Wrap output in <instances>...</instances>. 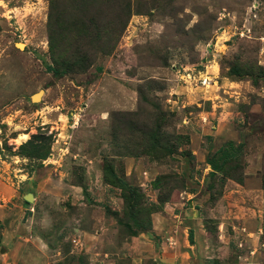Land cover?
<instances>
[{
    "label": "rangeland",
    "instance_id": "rangeland-1",
    "mask_svg": "<svg viewBox=\"0 0 264 264\" xmlns=\"http://www.w3.org/2000/svg\"><path fill=\"white\" fill-rule=\"evenodd\" d=\"M66 1L0 0V264H264V0H134L111 55L57 74L52 8L72 57L124 8Z\"/></svg>",
    "mask_w": 264,
    "mask_h": 264
},
{
    "label": "trees",
    "instance_id": "trees-1",
    "mask_svg": "<svg viewBox=\"0 0 264 264\" xmlns=\"http://www.w3.org/2000/svg\"><path fill=\"white\" fill-rule=\"evenodd\" d=\"M92 0H67L66 2H60L62 4H59L57 2H54V5H71L76 4L79 6H83L90 2ZM97 1H107V0H97ZM109 1V0H108ZM123 9L119 11V18L118 22L112 25L103 26V27H97L98 25H95L93 22L91 23H85L84 20L79 22L76 25V33L75 36L77 38V43L79 45V48L76 49L74 56L72 57L73 53L68 55L66 53L65 49L60 48V38H65V35H67L68 27L59 21L57 18V15H55V12H53V8L50 14L49 19V51L50 56L52 60V70L53 72L57 74H69V73H76V72H83L86 71L88 68L91 67L93 64L92 57H90V52H93V56H98V54L102 53L104 55H111L116 48L117 42L122 37L124 31L126 30V27L128 25L129 19L131 15L135 12V9H132V6H134L135 2L134 0H122ZM66 3V4H64ZM83 8V7H82ZM76 23V22H74ZM72 25V24H71ZM89 45V46H88ZM89 47V48H86ZM72 57V58H71ZM234 76L237 77H243L241 73H237L232 71ZM154 134L151 132L148 134V137L152 139ZM156 136V135H155ZM32 147L33 152V158L34 156L38 159H45L47 157V154H41L39 153V147L34 145L32 141H28L24 145H22L20 148L25 149L27 146ZM157 147V146H156ZM38 154V155H37ZM224 156V157H223ZM227 155L225 151H223L222 155L217 157L215 161H211L209 164L213 168L219 169V164L221 163L226 164L230 163L235 160H231L229 158H226ZM117 187L121 188L124 191L123 199L127 205V207L133 208H140L143 207L145 211H148L146 207H144L143 204L140 203V199L142 194L140 195L139 189L136 187H130L129 190H126L125 182L120 180L118 177L115 178ZM128 193V194H125ZM128 195V196H127ZM130 202L132 203L131 206ZM137 223V222H136ZM136 227H138V230H141L143 227L136 224ZM130 231L132 230V227H129ZM137 230L135 229V232L131 235H136ZM192 241V239H191Z\"/></svg>",
    "mask_w": 264,
    "mask_h": 264
},
{
    "label": "water",
    "instance_id": "water-1",
    "mask_svg": "<svg viewBox=\"0 0 264 264\" xmlns=\"http://www.w3.org/2000/svg\"><path fill=\"white\" fill-rule=\"evenodd\" d=\"M43 93H44V92L41 91L40 93H38V94L35 96V98L40 99V96H41ZM28 199H29V198H28Z\"/></svg>",
    "mask_w": 264,
    "mask_h": 264
},
{
    "label": "bare ground",
    "instance_id": "bare-ground-1",
    "mask_svg": "<svg viewBox=\"0 0 264 264\" xmlns=\"http://www.w3.org/2000/svg\"><path fill=\"white\" fill-rule=\"evenodd\" d=\"M19 46H21L22 48H24V46H23V45H19Z\"/></svg>",
    "mask_w": 264,
    "mask_h": 264
}]
</instances>
